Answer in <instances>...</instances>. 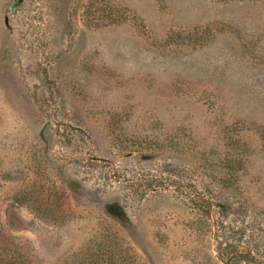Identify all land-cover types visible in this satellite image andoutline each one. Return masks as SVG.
Returning <instances> with one entry per match:
<instances>
[{"label":"rangeland","instance_id":"1","mask_svg":"<svg viewBox=\"0 0 264 264\" xmlns=\"http://www.w3.org/2000/svg\"><path fill=\"white\" fill-rule=\"evenodd\" d=\"M0 234V264H264V0H0Z\"/></svg>","mask_w":264,"mask_h":264},{"label":"trees","instance_id":"2","mask_svg":"<svg viewBox=\"0 0 264 264\" xmlns=\"http://www.w3.org/2000/svg\"><path fill=\"white\" fill-rule=\"evenodd\" d=\"M16 196H18V195H16ZM17 198L20 199L19 203L21 205H23V206L29 204L30 201H33L35 204H37V202H39V201H43L44 209L46 210L47 215L49 214L53 218L62 215L64 210H65L64 209V203H63L64 199L61 198V197H58V196L57 197H50L49 195L47 196L45 194V198H42L41 196L30 198V195L24 194V193H22V194L20 193ZM1 237H2V235L0 234V239L2 240ZM4 242H9V241H5L4 240L3 243ZM112 243H113V245H112ZM111 247H113L114 250L118 251L119 253L122 252L121 251L122 250V246H119V245L115 244L113 241H111ZM111 247H110V249H112Z\"/></svg>","mask_w":264,"mask_h":264}]
</instances>
